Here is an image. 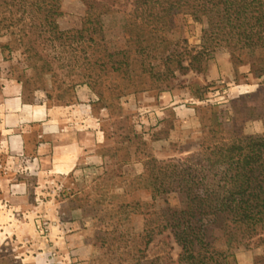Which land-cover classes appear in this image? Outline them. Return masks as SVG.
Returning <instances> with one entry per match:
<instances>
[{
    "label": "rangeland",
    "instance_id": "374dc122",
    "mask_svg": "<svg viewBox=\"0 0 264 264\" xmlns=\"http://www.w3.org/2000/svg\"><path fill=\"white\" fill-rule=\"evenodd\" d=\"M59 1L64 13L54 19L59 29H80L85 5L81 0ZM3 18L0 13V99L6 81L24 85L30 102L37 99L51 106L76 103L78 93L88 89L93 100V128L98 132L90 155L75 173L63 178L16 179L15 173H9L8 159L0 154V205L12 210L15 204L5 194L16 182L24 183L28 189L24 205L30 209V218L19 213L16 221L34 219L36 223V230L26 236L27 230L20 225L1 231L0 264H23L26 255L43 252L36 238L49 240L52 229L64 237L79 235L78 244H85L86 253H76L75 242L70 246L72 242L66 240L65 246L64 242L56 246L48 264H152L157 257L175 263L181 249L169 231L150 243L146 235L152 231V218H157L152 213L179 208L181 199L173 192L152 205V188L145 181L152 165L146 163L152 157L168 161L197 152L205 127L217 129L215 115L224 129L264 135V63L262 67L234 65L228 49L212 44L213 59L204 73L191 71L182 76L177 71L174 87L162 90L151 75L128 81L110 70L103 46L84 44L73 52L79 44L67 46L68 41L64 46L40 39L35 47L41 55L26 54L19 42L23 23L7 28ZM124 22V14L103 18L101 43L108 52L128 46L131 36L124 32ZM177 24L180 31L174 39L189 47L203 44L207 22L195 10L180 14ZM32 35L36 36L35 30ZM76 55H86L89 60L74 63ZM96 59L102 60L96 63ZM129 84L128 92L119 97ZM235 254L238 264H264V244L257 239L240 246Z\"/></svg>",
    "mask_w": 264,
    "mask_h": 264
},
{
    "label": "trees",
    "instance_id": "16d2710c",
    "mask_svg": "<svg viewBox=\"0 0 264 264\" xmlns=\"http://www.w3.org/2000/svg\"><path fill=\"white\" fill-rule=\"evenodd\" d=\"M81 1L86 11L80 29H59L54 20L64 15L59 0H0L1 22H7V28L23 23L19 42L33 57L41 55L35 47L40 39L79 44L73 52L84 44L103 46L110 70L128 81L151 75L162 90L174 87L177 71L182 76L204 73L213 59L212 44L228 49L234 65L264 63V0ZM191 10L207 22L200 47L184 46L172 37L180 31L179 15ZM114 14L125 15L123 29L131 38L125 49L108 52L101 43L103 18ZM74 57L69 61L89 60L86 55ZM131 86L126 85L119 97ZM97 94L103 98L101 90ZM24 100L30 102L25 88ZM217 117H213L217 129L205 127L197 152L168 161L152 157L146 163L152 165L145 180L152 188V205L173 192L181 199L179 208L152 213L157 218H152V231L146 235L150 243L170 232L181 249L173 264H238L236 249L253 239L264 244V135L224 129ZM169 263L166 257L152 260V264Z\"/></svg>",
    "mask_w": 264,
    "mask_h": 264
},
{
    "label": "crops",
    "instance_id": "0c3cea01",
    "mask_svg": "<svg viewBox=\"0 0 264 264\" xmlns=\"http://www.w3.org/2000/svg\"><path fill=\"white\" fill-rule=\"evenodd\" d=\"M97 132V127L95 130L93 128V100L88 89L78 93L76 103L51 106L37 99L25 101L24 87L18 82L3 83L0 99V154L8 159L9 173H15L16 179L25 176L44 180L46 176L63 178L75 173L90 155ZM3 180L7 181V178ZM5 195L15 205L12 210L0 205V233L19 225L27 230L25 236L35 231L34 219L16 221L19 213L30 218V209L24 205L28 197L27 185L16 182ZM52 230L49 240L36 238L44 251L26 255L22 259L23 264H48L49 256L56 253V246L59 247L66 240L72 242L70 246L75 242L76 253H86L85 244H78L79 235L64 237L55 229Z\"/></svg>",
    "mask_w": 264,
    "mask_h": 264
}]
</instances>
